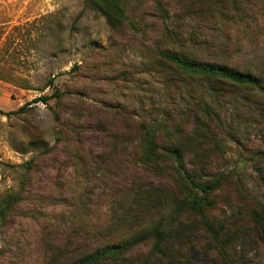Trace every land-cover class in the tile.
Returning a JSON list of instances; mask_svg holds the SVG:
<instances>
[{
    "label": "rangeland",
    "instance_id": "obj_1",
    "mask_svg": "<svg viewBox=\"0 0 264 264\" xmlns=\"http://www.w3.org/2000/svg\"><path fill=\"white\" fill-rule=\"evenodd\" d=\"M210 1L122 0L127 22L112 30L82 0H0V111L51 97L47 106L0 115V208L20 199L0 217V264H68L147 227L152 219L132 210L134 200L173 186L171 177H154L138 163L142 127L164 146L162 129L182 126L212 173L244 179L245 192L264 204L247 161L264 149L262 92L220 86L209 93L208 81L182 75L155 52L226 62L264 79V0L233 18L214 16ZM204 102L220 123L195 132L191 109ZM213 198L207 215L222 223L238 219L247 202L232 184ZM206 242L194 229L169 245L181 251L182 264H207L190 248ZM239 243L232 253L241 264H264L250 234ZM148 250L124 259L141 262Z\"/></svg>",
    "mask_w": 264,
    "mask_h": 264
},
{
    "label": "trees",
    "instance_id": "obj_2",
    "mask_svg": "<svg viewBox=\"0 0 264 264\" xmlns=\"http://www.w3.org/2000/svg\"><path fill=\"white\" fill-rule=\"evenodd\" d=\"M251 3L252 0H211L209 6L214 16L221 18L230 14L233 18L241 13L242 7L249 8ZM82 6L102 18L112 30L121 28L127 22L122 0H82ZM155 52L182 75L208 81L209 93H218L221 91L220 86H227L256 89L264 96V79L260 75L241 71L226 62L190 59L177 51L156 48ZM52 82L50 80L49 84ZM50 99L51 97H40L16 111H0V115H21L26 113L32 104L42 103L47 106ZM191 112L195 132L199 131L198 128H206L207 122L213 125L220 123L208 103L193 104ZM260 117L264 125V112ZM162 131L167 139L166 145L160 146L155 135L144 127L140 130L141 138L138 144V163L154 177L166 175L172 179V191L168 188L146 190L134 200L132 210L146 212L148 218L152 219L150 224L147 227L139 225L140 229L128 238L97 248L68 264H105L108 261L116 264L119 260L124 264H131L133 262L124 257L144 245H149L146 258L135 264H182L184 259L181 251L175 250L169 242L172 238L180 239L194 229L200 230L207 242L202 246L192 245L190 248L204 255L207 264L243 263L236 259L232 252L236 254V249L242 246L239 241L245 234H250L253 242L258 243L264 250V204L245 192V180L233 174L212 173L204 160L201 145H194V141L191 142L192 137L184 139L181 136L182 126H177L172 132L165 128ZM200 149L202 152L199 154L197 151ZM190 153H193V159L188 160ZM247 161L256 175L258 185L264 191V149L255 151ZM29 166L30 163L25 165ZM230 184L238 198L247 202L243 205V211L235 213L238 219H232L228 223L215 222L207 215L216 205L213 195ZM19 201L16 196L8 198L4 203L5 207L0 208V217L4 218L10 208ZM187 218H198V221L186 224L183 220ZM237 220H240L239 226L235 223Z\"/></svg>",
    "mask_w": 264,
    "mask_h": 264
}]
</instances>
